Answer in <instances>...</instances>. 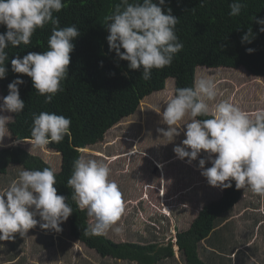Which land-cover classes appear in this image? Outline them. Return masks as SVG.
I'll return each mask as SVG.
<instances>
[{
    "label": "clouds",
    "instance_id": "obj_1",
    "mask_svg": "<svg viewBox=\"0 0 264 264\" xmlns=\"http://www.w3.org/2000/svg\"><path fill=\"white\" fill-rule=\"evenodd\" d=\"M164 5L165 0H120L105 17L109 51L127 61L129 69L142 70L144 80L151 78L152 69L170 66L175 54L183 48L176 35L179 18L170 8L162 10ZM64 7V0H0V25L6 28L0 33V79L7 74L6 49L28 45L37 29L52 26L47 51L11 59V70L30 77L33 89L45 97V103L63 91L62 82L69 74L70 53L75 47L73 41L80 35L76 25L59 26L54 13ZM229 7V15L238 16L245 4L233 0ZM255 23L264 32V18L255 19ZM253 38L252 30L248 29L241 43H251ZM23 83L22 79H14L7 86L8 94L0 97V141L11 135L8 127L14 120L11 114H19L25 108L18 88ZM223 95L211 75L200 76L193 87L175 88L161 114L168 127L158 128L157 132L166 145L174 142L183 126L185 139L173 148L175 157L187 158L185 162L191 165L203 150L206 155L198 160L197 167L209 186L227 189L235 181L237 189L250 188L264 195V110L250 116L228 99H218ZM185 117L188 122L181 125ZM70 125V118L53 112L33 114L31 142L37 148L60 143L70 134ZM20 140L23 139L14 143ZM206 162L211 167L205 168ZM55 184L56 173L49 167L19 170L18 179L0 191V241L11 240L16 233L25 237L38 223L42 229L62 231L60 225L73 209L65 196L57 194ZM67 186L73 189L72 200L79 209L94 218L89 234L102 235L111 230L123 235V226L117 222L125 212V203L108 163L80 155L73 162ZM160 199V212L169 215L171 205H163V197Z\"/></svg>",
    "mask_w": 264,
    "mask_h": 264
},
{
    "label": "trees",
    "instance_id": "obj_2",
    "mask_svg": "<svg viewBox=\"0 0 264 264\" xmlns=\"http://www.w3.org/2000/svg\"><path fill=\"white\" fill-rule=\"evenodd\" d=\"M232 2L165 0L162 10L170 8L172 14L179 18L176 35L183 48L175 54L170 66L152 69L151 78L144 80L142 70L129 69L127 61L120 60L114 51H109L105 17L113 12L120 0H64L66 7L54 13V16L58 17L60 27L76 25L80 35L73 41L75 47L70 53L69 74L62 82L63 91L58 92L50 103H45V97L33 89L30 77L11 70L12 58L48 50L51 24L37 29L30 44L9 46L6 49L9 55L7 74L4 79H0L3 97L8 94L7 86L14 79L24 81L18 88L25 108L19 114H11L14 120L8 125L12 138L31 140L33 114L45 111L70 118V134L60 143L48 144L49 148L60 154V168L55 171L41 157L17 145L0 148V173H5L11 164L24 169H53L56 173L57 184L54 187L57 194L65 196L66 202L73 209L68 218V237L80 241L103 258L110 256L124 260L127 264H159L165 258H172L174 252L171 243L115 242L104 234H89L92 225L87 221V211L80 210L72 200L73 189L67 186V181L73 171V162L81 155L80 150L100 141L109 128L133 114L145 96L163 89L168 77L174 78L175 88H184L194 86L197 66H243L253 74L264 76V32H260L261 25L255 23V19L264 18V0H241L245 7L238 16L229 15ZM248 29L252 30L254 38L251 43H241V37ZM5 31V26L0 25V33ZM248 48L254 51L248 53ZM138 139L140 137H122V140L133 144H137ZM136 153L150 159L148 154L139 151L136 146L114 155L112 159L105 158L114 161ZM155 164L161 166L158 161ZM231 183L232 186L223 189L218 198L202 206L186 230L177 232L176 244L185 264H210L200 257L199 242L210 234L218 217L228 211L240 197V189L235 187V181ZM154 187L143 184L142 190ZM157 190L160 202L164 191H161L160 185Z\"/></svg>",
    "mask_w": 264,
    "mask_h": 264
},
{
    "label": "rangeland",
    "instance_id": "obj_3",
    "mask_svg": "<svg viewBox=\"0 0 264 264\" xmlns=\"http://www.w3.org/2000/svg\"><path fill=\"white\" fill-rule=\"evenodd\" d=\"M202 75H211L215 78L218 89L224 94L218 99H228L250 116H254L259 110H264V76L253 74L243 66L213 68L197 66L195 80ZM175 86L174 78L168 77L165 80L163 89L145 96L139 102L138 108L133 114L122 118L105 132L100 141L85 147L80 150V153L88 158L102 160L109 164L112 170V178L119 183L123 198L127 195L136 194L135 184L142 186L144 183H149L158 188L159 182L162 184L161 191L165 188L166 198V195L181 197L177 203H168L174 205V209L184 212L181 222H177V227H175V231H178L188 227L194 217V205L197 206V210L219 197L222 189L209 186L206 178L200 174L201 170L198 169L197 164L198 160L206 155L203 150L197 161H193L191 165L185 162L187 158L180 160L175 157L173 148L180 145L181 141L185 139L183 126H181V134L175 138L174 142L166 145H163L166 140L157 132L158 128L166 130L168 127L164 124L161 114L166 108L165 101L174 91ZM0 97H3L1 91ZM186 122H188L187 117L180 124ZM123 136L131 139L140 137V139H138L137 144H133L130 141L122 140ZM15 141L17 139L12 138V135L5 137L3 141H0V148L18 145L27 152L41 157L55 171L59 170L61 156L58 152L49 148L48 145L37 148L31 140L23 139L18 143H14ZM109 142L113 144H107ZM134 146L139 151L149 152L151 159L138 153L114 161L105 158L112 159L114 155L126 152ZM172 158H174V162L167 163ZM153 161H156L155 163L158 161L161 166L154 164ZM208 167H211V164L206 162L205 168ZM21 168L23 167L11 164L5 173H0V191L6 189L18 179V172ZM177 184H181V189L179 192L174 193L178 188ZM242 191L243 203L254 206L256 209L250 208L244 211L240 218H234V215L229 217L227 224H222L213 234H210V238L201 241L198 249L199 254L203 260L208 261L210 264H245V253L243 251L246 249L251 254H258V258L253 257L252 262L257 261L263 264L261 259L264 257V249L258 250L257 248H264L263 245L258 243L264 241V195L254 193L250 188L242 189ZM147 192V195L149 194L151 197L156 196L157 198L158 196L156 188H149ZM124 200L126 201V199ZM249 211L259 214L262 218L260 223H256V229L250 221L252 215L249 214ZM36 219L38 220L39 217ZM88 220L90 222L94 218L88 217ZM119 222L125 231V225L122 223L123 217ZM178 223H180L179 226ZM241 223H243L242 226ZM158 225L154 237L151 233L146 232L149 242L170 243L168 241L169 236L165 234L164 228L160 224ZM36 227H40L39 223ZM60 227L62 228L60 233L42 228L38 232L35 227L29 229L25 235L23 246L19 245L23 237L18 233L13 234L11 240L0 241V264H127L124 260L113 259L110 256L103 258L80 241L69 238L67 234L68 219ZM105 234L108 239L113 241L114 236L120 237L111 230H108ZM237 240L241 241V244H237L240 245L239 247L236 244L233 245ZM13 243H15V246H13ZM4 244L5 246H3ZM232 251L235 252L232 253ZM173 252L174 256L172 258L163 259L159 264H185L183 256L176 251L175 245ZM234 253H236L235 257Z\"/></svg>",
    "mask_w": 264,
    "mask_h": 264
},
{
    "label": "crops",
    "instance_id": "obj_4",
    "mask_svg": "<svg viewBox=\"0 0 264 264\" xmlns=\"http://www.w3.org/2000/svg\"><path fill=\"white\" fill-rule=\"evenodd\" d=\"M146 154H148L150 156L149 152L146 153ZM171 162H174V158H172V159L167 161V163H171ZM144 184L151 185L149 183H144ZM159 185L160 186L162 185L161 182H159ZM135 186H136V194L127 195V197L123 198V200L126 199V201L124 200L125 201L124 202L125 203V212L122 215V217H123V222L122 223H124V225H125V231L123 232L124 235H122V236L119 235L120 237L114 236L112 239L115 238L114 239L115 242L130 241V242H135V243H139V244L158 243L156 241L149 242V239L146 237V234H147L146 232L151 233L152 236L154 237L155 236V232L157 230L156 226L159 227L158 224H160L164 228V230L166 232L165 234H167L169 236L168 237V241H170V243L172 245V248L175 245L176 251L179 252L178 251V246L176 244V234H177V232L182 231V230L175 231V227H177V222H181V219H182V217L184 215V212L183 211H178L177 209H174L175 206L171 205V204L177 203L178 199L181 198V197L175 196V195H166L167 196V198H166L165 197V188H163L164 189L163 190L164 193H163V196H161V197H163V199H166L163 202L164 203L163 205H166V206L171 205V212H172V214L170 212L169 215H164V214H162L160 212L161 207H162V203L159 202L158 190H157V195L158 196L156 198V196L151 197L149 194L147 195V193H148L147 190L149 188L146 189V190H142V186L143 185L140 186V185L135 184ZM153 186H155V185H153ZM176 186L178 188H177V190L174 193L179 192L180 189H181V184H177ZM154 188L158 189L156 186ZM222 192H223V189L221 190L220 195L222 194ZM144 194H146V196ZM242 194H243V191H242V189H240V197L238 198V200L232 205V207L228 211L223 212L218 217L217 223H215V226L211 230L210 234L211 233L213 234L216 231V229L221 227L222 224H224V225L227 224L229 217L234 215V218H240V217H242L241 215H243L244 211L249 210L250 208L256 209L254 206L246 205V204L243 203ZM244 197H246V196H244ZM168 203H171V204H168ZM194 208H195L194 217L192 218L191 222L196 217V215L198 214V212L202 208V206L199 207L196 210L197 206L194 205ZM249 214H251L252 217H253V218L251 217L250 221H252L254 229H256V227H255L257 225L256 223H260L262 218L257 213H252V212L249 211ZM88 217H90V216H88ZM38 221H39V219H38ZM87 221L89 222L88 218H87ZM191 222L188 224V227L190 226ZM89 223L91 225H93L94 224V220L90 221ZM179 224L180 223H178V226H179ZM117 225H120L119 221L117 222ZM150 225H152V226H150ZM240 225L242 226L243 223H241ZM35 228H36V231L40 232V229H41L40 227H35ZM186 229H183V230H186ZM263 232H264V228H263ZM210 234L206 238L202 239L201 241H205L208 238H210L209 237ZM104 235L107 237L106 234H104ZM201 241L199 242V244L201 243ZM240 242L241 241L237 240V242L233 243V245L234 244H236V245L237 244H241ZM24 243H25V237H23L22 241L19 242V245L23 246ZM258 243L260 245L264 246V241H259ZM158 244H160V243H158ZM160 245H164V244H160ZM3 246H5V244ZM13 246H15V243H13ZM237 246L239 247L240 245H237ZM198 249H199V246H198ZM210 249L212 250V247ZM226 249H228V248H226ZM257 249L258 250H262L264 248H260L259 247ZM214 250H216V249L214 248ZM233 252H235V251H232V253ZM243 252L245 253L244 254L245 264H261V263H259L257 261H253L252 262L253 257H257L258 258V254L257 255L251 254L248 251V249L244 250ZM235 254L236 253H234V257H235ZM241 258H242V254H241ZM165 259H167V258H165ZM261 262L264 264V257L261 259Z\"/></svg>",
    "mask_w": 264,
    "mask_h": 264
}]
</instances>
